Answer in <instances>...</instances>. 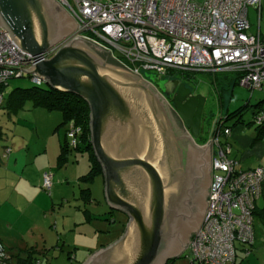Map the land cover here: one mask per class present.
<instances>
[{
    "label": "water",
    "instance_id": "1",
    "mask_svg": "<svg viewBox=\"0 0 264 264\" xmlns=\"http://www.w3.org/2000/svg\"><path fill=\"white\" fill-rule=\"evenodd\" d=\"M0 28L32 59L21 70L26 76L81 98L89 108L104 200L127 222L116 241L82 264H167L180 258L203 223L209 197L211 141H194L205 97L178 80L165 82L160 92L107 50L73 36L77 23L57 0H0ZM189 189H197L190 205Z\"/></svg>",
    "mask_w": 264,
    "mask_h": 264
},
{
    "label": "built area",
    "instance_id": "2",
    "mask_svg": "<svg viewBox=\"0 0 264 264\" xmlns=\"http://www.w3.org/2000/svg\"><path fill=\"white\" fill-rule=\"evenodd\" d=\"M76 21L79 36L107 50L130 72L152 71L166 78L179 73H234L240 86L260 90L264 83V36L249 34L250 7L260 0H57ZM58 47L44 57L53 56ZM0 28V109L12 79L26 76L32 65ZM31 80L40 85L33 77ZM257 126L264 114L253 116ZM231 129L218 119L209 132L212 178L205 217L187 250L191 264H235L236 244L251 247L255 202L264 196V166L239 170L229 159L222 138ZM81 128L70 122L66 137L75 147ZM10 149L5 150L8 155ZM41 188L50 193L52 174H42ZM249 252L246 251V255ZM0 264H11L0 242ZM37 264H40L39 262Z\"/></svg>",
    "mask_w": 264,
    "mask_h": 264
},
{
    "label": "rangeland",
    "instance_id": "3",
    "mask_svg": "<svg viewBox=\"0 0 264 264\" xmlns=\"http://www.w3.org/2000/svg\"><path fill=\"white\" fill-rule=\"evenodd\" d=\"M197 2H202V0H196ZM229 79L236 78L237 75L234 73L226 72L224 73ZM142 79L152 83L156 87V75L152 71H146L140 74ZM213 74L207 73H179L174 72L171 76L166 77L165 79H170L172 77H181L183 82L192 88L194 94H199L205 97V104L203 107L202 113V121L199 137L194 141L196 144L206 145V142L209 140V132L213 128L214 123L220 118L225 117V115L229 112L233 113L237 111L240 107H242V119L245 123L251 122L253 119V112L256 111L254 108L258 103V93L259 90H255L250 92L247 88H243L242 86H235L234 92L231 91V88L228 90H223L220 83L215 85ZM220 76V75H218ZM162 85L160 84L159 90L162 91ZM264 86V83L262 84ZM261 86V87H262ZM33 87H37L42 90H47L48 87L43 82L40 85H36L30 78L24 76L19 79H12L8 82L7 87L5 88V93L7 95L13 93L16 90H24L30 89ZM157 88V87H156ZM261 89V88H260ZM249 105V107L245 110V105ZM5 105V104H4ZM223 106V107H222ZM32 108V105L27 102L26 106L19 111L16 115L9 116V110L6 107H3L0 110V127H2L3 139L0 141V153L3 151V148L6 144V139H10L11 141L14 139H18V145H22L23 141H21L20 136L25 134L28 136V131H24L23 129H27V121L28 119H32L34 116V112L37 117V112H41L39 110H35ZM46 112V111H45ZM49 117L47 121L57 123L58 131L61 132V140H63L67 125H62V115L60 112H52L49 116H46L45 113L38 114L39 121H42L41 118ZM42 122H46L43 119ZM49 122V123H50ZM230 121L227 124H231ZM48 123V122H46ZM226 124V126H227ZM252 130L256 128V125L253 123L249 126ZM249 128V130H250ZM251 130V131H252ZM84 158V159H83ZM81 158L80 154L70 151L67 159V165L63 168V170L67 172L68 180L71 182L69 185H63V190L59 192V190L55 191V198L59 200H54L52 198L53 192L50 190V195L40 188V190L36 191H28V196L31 198L32 203L26 206V211L24 217L21 219V223L24 224V227L27 229L19 230L18 236L15 233H3L0 235V239L3 242V247L5 249V253L11 264H17L18 257L20 259H24L26 257V251L33 249L36 252L32 255L35 260L41 262V264H79L80 259L84 256L83 248L87 245L94 244L100 237V241H104L107 235L99 233L95 235V231L88 224H84L83 227L78 229L77 232H71L70 224L72 223V218L74 216V210L78 201L75 200L78 197L79 187H76V196H72L74 191V177L75 173H82L84 171V163L85 157ZM78 159V162L76 161ZM41 167V166H38ZM46 169H49L46 167ZM51 173L50 170H46ZM52 174V173H51ZM72 185V186H71ZM71 186V192H70ZM91 190L94 194V199L98 200L100 206L90 207V211L93 213H103L106 211V203L104 200V182L103 178L98 177L94 183H92ZM68 188V190L66 189ZM20 188H22L20 186ZM52 189V188H51ZM69 191V192H68ZM52 193V194H51ZM63 197V198H62ZM62 198V200L60 199ZM24 202H21L22 205ZM26 203V202H25ZM53 204V207H51ZM91 206V205H90ZM22 212L23 209H20ZM115 215L109 217V221L112 220L114 222L110 223L108 220L101 219H93V223L99 224V226H103L102 224H106L110 233H112L114 239L112 242L116 241L125 229L127 218L124 214L120 212H115ZM108 216V214L103 215ZM102 216V217H103ZM26 220V223H25ZM103 222V223H102ZM109 222V223H108ZM254 225V224H253ZM258 222L255 221L254 229H258ZM82 229V231H81ZM81 231V233H80ZM87 231V232H84ZM106 232V230H105ZM254 232V231H253ZM80 233V234H78ZM257 234L254 233V235ZM91 237L90 239H88ZM254 236V243L259 241V239ZM76 238H80L81 240H75ZM109 237L104 241L108 243L111 241ZM264 241V240H263ZM110 242V243H112ZM110 243L106 244L109 245ZM254 246V245H253ZM252 246V248H253ZM261 246V244H260ZM264 248V244L262 243ZM18 248H22L23 250L19 252ZM238 248V247H237ZM46 249V253L43 255ZM251 249V247H250ZM241 248H238L240 251ZM21 253V254H19ZM93 253V252H92ZM238 254H242L238 252ZM20 255V256H19ZM76 258V260H75ZM24 260L27 261L25 258ZM75 260V261H74ZM85 260V259H84ZM170 264H191V256L190 252L186 249L180 258L173 260Z\"/></svg>",
    "mask_w": 264,
    "mask_h": 264
},
{
    "label": "crops",
    "instance_id": "4",
    "mask_svg": "<svg viewBox=\"0 0 264 264\" xmlns=\"http://www.w3.org/2000/svg\"><path fill=\"white\" fill-rule=\"evenodd\" d=\"M247 17L250 26L248 33L254 35H257L259 33L261 36H264V0H260L259 8L250 7L248 9ZM212 77L215 85L220 83L221 87H223V90L225 91L226 89L228 90L229 88H231V91L234 92L235 86H239V84H237L235 81L236 78L229 79L222 72L215 73L212 75ZM258 97V101L260 100L259 103L264 101V86H262L259 90ZM32 108L41 111L37 112L38 114L45 113L46 116L52 114L49 112H45V110H42L40 108ZM38 114L36 117V114L34 112V116L32 117V119H28L27 121V129L22 130L23 133L24 131H28V136H26L25 134H23V136H20L23 144L18 145L19 138L12 140L10 144V139L7 138L5 147L0 153V235L3 233H15L18 236V234H20L18 233L19 230L27 229L26 227H24V224L20 222L25 215L26 206L32 203V200L31 198H29L27 192L29 190H40L42 184V174L46 170H50L52 173L51 192H53L54 194H51L54 200H59L55 198V191L59 190L60 192L61 190H63V185H69L71 183L67 178L68 174L66 170H63V168L66 167L67 163L63 166H58L57 164L58 156L60 154V143L62 142L60 135L61 132L58 131L57 123L47 121L49 117L45 116L41 118V120L43 121V119H45L48 123L39 121ZM228 115L229 112L225 115V117ZM225 117H220L219 119L227 121L226 124L232 121L231 124H227V126L231 129L230 136L227 139H221L223 143L227 142L230 146V152L228 154L229 159L238 162L237 168L239 170H250L264 166V134L262 135L260 140H255L257 138L256 128L252 130L249 126L246 125H234L233 120L228 119V121ZM251 122L253 123V120ZM2 130V127H0V141L4 136ZM7 148L10 149V153L5 156L4 153ZM80 156L81 158L85 157L86 160L84 163V171L80 174L75 173L76 175L74 177L75 183L73 184L74 191L72 193V196H76L75 190L78 186V197L77 199L75 198V200L78 201V204L76 205L73 212L74 216L72 218V223L69 226V230H71V232H77V230H80V228L83 227L84 224H88L91 228L94 229L95 235L102 233L107 235L105 237V240L107 237L112 239L108 242L110 243L113 241L114 237L108 230L107 222H105L106 224H102L103 226H99V224L93 223L92 220L101 219L102 221L106 219L105 221H109V217H113L115 213L114 211L110 210L107 205L105 206L106 211L101 213V215L99 216V213H93L90 211L89 208L93 205L100 206L99 201L94 199V194L92 193L90 186L98 177H96L90 183H83L80 181V178L88 173L90 166L87 155L80 154ZM76 161L78 162V159H76ZM46 167L49 169H46ZM20 186L22 188H20ZM66 189L68 190L67 187ZM62 198L60 199L62 200ZM21 202L24 203L20 205ZM255 206L258 215L253 219V230L254 233L257 232V234H255L254 236H257L256 238L259 239V241H256V243H254L253 241L254 246L253 248L251 247V253L248 256H245L244 251L240 250L239 252H241L242 254L237 255L236 264H264V248L262 246L264 240V220L262 216L264 214V197L259 198L256 201ZM51 207H53V204H51ZM20 209H23L24 211L22 212ZM106 214H108V216H103ZM255 221L258 222V229H254ZM109 222L112 223L114 221L110 220ZM90 238L91 237H89L88 239ZM98 238L100 239V237ZM99 239L94 244L88 246L86 245L83 248L85 253L82 259H80L79 264H82L84 259H86L92 252H95L99 248H102L106 246V244H108L104 242L105 240L100 241ZM75 240L81 239L76 238ZM0 242L3 245L1 239ZM30 248L31 249L28 250H34L33 246H31ZM18 249L19 252L23 250L22 248ZM44 250L45 251L42 252L43 255L46 253V249Z\"/></svg>",
    "mask_w": 264,
    "mask_h": 264
},
{
    "label": "trees",
    "instance_id": "5",
    "mask_svg": "<svg viewBox=\"0 0 264 264\" xmlns=\"http://www.w3.org/2000/svg\"><path fill=\"white\" fill-rule=\"evenodd\" d=\"M173 74V73H172ZM30 78L29 76H26ZM31 79V78H30ZM239 78L236 77L235 81L237 84ZM7 87V86H6ZM2 89V91L5 93V88ZM251 92V91H250ZM27 102H29L32 107L34 108H40L42 110H45L46 112L52 113V112H60L62 115V125H67L70 122H73L76 126L81 128V133L78 137V142L75 147H71L68 144L66 133L65 136L60 143V154L58 156V166H63L67 163L68 155L70 151H74L78 154H86L87 159L89 162V171L88 173L80 178V181L83 183H90L92 182L96 177H102V170L99 162L97 161L90 142V133H89V108L87 104L79 97L69 94V93H62L59 91H55L52 89L42 90L37 87H33L30 89H24V90H16L13 93L7 95L5 93L4 103L3 107H6L9 110V115H16L19 111H21L24 108V105L26 106ZM5 104V105H4ZM249 107V105H246L244 108ZM1 108V109H2ZM256 111H254L253 116H255L258 113L264 114V101L258 103L255 107ZM0 109V110H1ZM242 109H238L237 111L229 114L225 118L227 120L231 119L234 121V125L241 124L250 126L253 123H245L242 119ZM223 120V119H221ZM228 120V121H229ZM226 122L224 121V125L226 126ZM202 126V125H201ZM228 127V126H227ZM230 128V127H229ZM202 131V128H201ZM256 131H257V138L255 140H260L262 135L264 134V124L261 126L256 125ZM67 132V129H66ZM205 143V142H204ZM203 143V144H204ZM6 156V154L4 153ZM103 178V177H102ZM264 197V196H263ZM256 203V202H255ZM253 219L258 215V212L256 211V206L254 208V211L252 212ZM263 220H264V214ZM253 229V225H252ZM254 231V230H253ZM254 233V232H253ZM264 244V241H263ZM253 246V243L251 247ZM236 260L237 261V255H238V248H241V251H244L245 256H248L251 253L250 247L246 245H240L236 244ZM238 247V248H237ZM246 251L249 252L248 255H246ZM36 252V250H27L26 251V260L18 258L17 264H37L38 262L41 263L38 260H35L32 255ZM167 264H170L168 262Z\"/></svg>",
    "mask_w": 264,
    "mask_h": 264
},
{
    "label": "flooded vegetation",
    "instance_id": "6",
    "mask_svg": "<svg viewBox=\"0 0 264 264\" xmlns=\"http://www.w3.org/2000/svg\"><path fill=\"white\" fill-rule=\"evenodd\" d=\"M173 80H178L179 81V83H184L183 82V80H182V78L181 77H172V78H170V79H165V78H161L160 79V81H156V87H157V89L159 90V86H160V84H164L165 82H167V81H173ZM185 84V83H184ZM191 88V87H190ZM192 89V88H191ZM160 92H163V90L161 91V90H159ZM167 99V101H168V103L169 104H171V98H166ZM201 121H202V115H201ZM195 144H196V142H195ZM197 145V144H196ZM198 146H201L200 144H198ZM199 178V177H198ZM211 178H212V172H210V174H209V177H208V181H210L211 180ZM201 181V180H200ZM189 193H188V197H187V203L190 205L191 204V200H192V198H193V194L194 193H196L197 192V189H195V190H190L189 189V191H188ZM202 201H203V207L205 206V199L203 200L202 199ZM168 262H171V261H168ZM167 262V263H168Z\"/></svg>",
    "mask_w": 264,
    "mask_h": 264
},
{
    "label": "clouds",
    "instance_id": "7",
    "mask_svg": "<svg viewBox=\"0 0 264 264\" xmlns=\"http://www.w3.org/2000/svg\"><path fill=\"white\" fill-rule=\"evenodd\" d=\"M204 144H202L201 146H203Z\"/></svg>",
    "mask_w": 264,
    "mask_h": 264
}]
</instances>
